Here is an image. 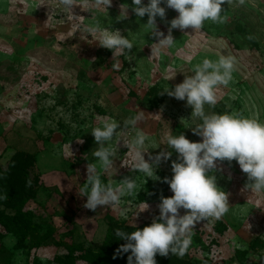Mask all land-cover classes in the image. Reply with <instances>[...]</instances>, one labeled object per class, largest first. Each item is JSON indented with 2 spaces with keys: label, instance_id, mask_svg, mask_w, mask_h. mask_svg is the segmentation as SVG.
Instances as JSON below:
<instances>
[{
  "label": "rangeland",
  "instance_id": "1",
  "mask_svg": "<svg viewBox=\"0 0 264 264\" xmlns=\"http://www.w3.org/2000/svg\"><path fill=\"white\" fill-rule=\"evenodd\" d=\"M122 5H128L127 19L119 20ZM132 7V0H112L108 16L106 12L99 15L105 26L128 37L139 33L148 20L147 15L137 17ZM161 7L166 15L157 17L156 24L167 35L178 12L166 4ZM222 8L223 23L206 21L196 31L173 29L176 44L152 58L151 46L158 41L141 31L145 45L136 42L129 53L131 60L117 57V70L110 50L100 47L88 33L72 31L59 0H0V180L4 183L0 211L14 216L15 208L1 202L15 190L26 192L23 216L41 235L53 228L55 240L61 243L36 248L28 239L25 248L16 249L18 238L0 225V264H97L96 254L108 237L107 217L140 228L159 216L160 197L173 195L163 178L173 175L171 164L178 155L165 144L145 154L147 160L149 154L172 152L170 160L156 169L160 179L145 178V183L130 165L121 166L128 151L121 141L117 172L113 177L104 173L102 180L119 183L125 177H137L140 192L136 197L125 196L117 208L83 207L87 198L79 195V189L87 180V165L94 162L91 152L97 147L91 128L99 125L98 117L123 121L139 110L144 119L138 127L157 143L169 130L192 142L202 141L193 133L200 121L192 119L186 100L160 93L167 83L174 88L183 82L204 58L215 61L220 54H230L237 61L232 81L218 88L216 105L205 106L206 111L239 113L264 122V0H231ZM73 14L91 18L83 3ZM20 153L30 159L21 169L12 165ZM212 174L229 194L230 211L196 224L184 257L193 264H264L260 259L264 257V195L245 190L247 174L234 160L218 162ZM144 203L149 205L145 211ZM122 209L127 211L126 218L120 215ZM115 245L116 249L121 246Z\"/></svg>",
  "mask_w": 264,
  "mask_h": 264
},
{
  "label": "clouds",
  "instance_id": "2",
  "mask_svg": "<svg viewBox=\"0 0 264 264\" xmlns=\"http://www.w3.org/2000/svg\"><path fill=\"white\" fill-rule=\"evenodd\" d=\"M59 2L64 19L71 22L73 32L88 33L100 47L112 52L113 60L119 56L131 60L133 56L129 53L136 42L145 45L144 35H139L141 31L144 34L150 33L158 41L151 46L152 58L176 44L172 36L173 29L192 28L196 31L202 29L206 21L223 23L225 10L222 5L231 0H147L146 6H143V0H132L135 15L141 18L147 15L148 20L139 33H129L128 37L123 36L119 30L105 26L104 19L99 15L106 12L108 16L107 9L112 0ZM240 2L243 3V0ZM82 3L86 5V11L91 13L90 19L73 14V9ZM162 4L178 12V16L170 21L167 35L158 30L156 24L157 17L163 19L166 15ZM127 11L128 5H122L118 19H127ZM236 62V58L230 54H220L215 61L204 58L194 65L191 75H185L183 82L174 88H170L167 83L160 93H166L179 101L186 100L192 109V119L198 118L200 121L192 129L196 136L202 138L200 142H192L185 135L173 134L169 130L164 132L157 143L143 128L138 127L144 119V112L139 110L123 121L111 116L98 117L99 125L91 128L90 133L97 147L91 152L94 162L87 165V180L79 189V195L87 198L83 207L88 210L95 211L98 206L117 208L125 196L136 197L140 192L137 177H125L119 183L111 178L107 183L102 180L104 173L113 177L117 172L115 161L120 159L118 145L121 141L128 149L121 166L130 165L132 170L144 177L145 183V178L160 179L156 175L157 167L172 156L171 151H161L155 156L149 154L146 160L145 154L149 153V149L165 144L178 154L177 161L171 164L173 175L171 178H163L173 195L160 197L159 216L142 230L136 229L130 233L115 230V236L126 243L116 249L114 259L129 252L131 254L127 257V264H157V254L167 257L171 253L183 257L191 246L196 224L208 218L219 219L230 211L229 194L217 185V178L212 174L218 169V162L236 161L242 172L247 174L249 183H246L245 190L264 195V122L239 113H209L205 107L216 105L217 90L220 86L227 87L230 84ZM113 67L119 69L118 60ZM148 207L144 203L143 211ZM181 210H184L183 215ZM120 215L126 218L127 211L122 209ZM260 259L264 260V257Z\"/></svg>",
  "mask_w": 264,
  "mask_h": 264
},
{
  "label": "trees",
  "instance_id": "3",
  "mask_svg": "<svg viewBox=\"0 0 264 264\" xmlns=\"http://www.w3.org/2000/svg\"><path fill=\"white\" fill-rule=\"evenodd\" d=\"M26 158H29V156L25 155V153L24 154L20 153L12 159V165H15L17 166V168L21 169L24 164L30 163L29 161L30 159H26ZM27 177L28 176H26L25 178L27 179ZM3 185H4L3 180H0V189ZM3 190L5 192H8L6 190V186L4 187ZM22 193L25 194L21 196ZM3 196H4L3 193L0 192V200L1 198H3ZM26 196H27L26 192L15 190L13 193H10L9 195L6 194L3 201L1 202L4 203L6 207L15 208L16 213L14 214V216L6 214V212L4 211H0V225L5 227L9 233H13L18 238L15 248L16 249L25 248L28 239H30L31 242L35 244L34 246L36 248H40L42 246H46L51 243L57 246L60 245L61 243L56 241L53 236L54 233L53 228L49 229L46 235H41L39 234L37 228L32 225L30 220H26L25 218L26 215L23 216L22 210L27 200ZM17 200H18L17 203H12V201L16 202ZM29 216H31V214H29ZM107 221H108V235H107L108 237L100 253L96 254L97 259L95 260V262H97V264H127V257L128 255L131 254L130 252L126 254H122V256H119L115 259L113 258L115 255L114 252L116 251L115 243L119 242L121 245L126 243V241L121 240L115 236V230L121 229L123 231L130 233L136 229L142 230L143 227L148 226L151 223H148L140 228H134V227L126 226L124 223H120L112 216L107 217ZM34 233H36V236L33 239ZM68 249L75 250V248L73 247H68ZM71 256L73 255L71 254ZM155 259L157 261V264H193L192 260L190 261L188 258H185L184 256L177 257L171 255V253H169L167 257H162L159 254H157ZM70 262H73L72 257H70Z\"/></svg>",
  "mask_w": 264,
  "mask_h": 264
}]
</instances>
